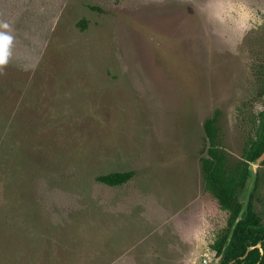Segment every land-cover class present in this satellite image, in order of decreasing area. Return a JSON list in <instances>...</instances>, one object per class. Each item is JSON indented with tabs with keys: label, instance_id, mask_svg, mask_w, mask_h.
<instances>
[{
	"label": "rangeland",
	"instance_id": "374dc122",
	"mask_svg": "<svg viewBox=\"0 0 264 264\" xmlns=\"http://www.w3.org/2000/svg\"><path fill=\"white\" fill-rule=\"evenodd\" d=\"M211 118L257 182L264 0H0V264H222Z\"/></svg>",
	"mask_w": 264,
	"mask_h": 264
},
{
	"label": "trees",
	"instance_id": "16d2710c",
	"mask_svg": "<svg viewBox=\"0 0 264 264\" xmlns=\"http://www.w3.org/2000/svg\"><path fill=\"white\" fill-rule=\"evenodd\" d=\"M204 130L209 154V158L202 162L205 186L224 208L233 212L218 254L222 256L224 264L230 262L233 264H264V257L262 258L260 249L255 248L262 239V230L250 202L241 221L236 223L243 210L240 195L245 189L250 175L249 162L233 166L226 155L217 148L216 118L208 119L204 124ZM263 154L264 129L260 132L257 140L252 143L247 158L253 162ZM134 177V172H112L97 176L96 181L110 187H119L129 183ZM235 224L236 228L229 241ZM262 249L264 251V241H262Z\"/></svg>",
	"mask_w": 264,
	"mask_h": 264
},
{
	"label": "flooded vegetation",
	"instance_id": "af4514ba",
	"mask_svg": "<svg viewBox=\"0 0 264 264\" xmlns=\"http://www.w3.org/2000/svg\"><path fill=\"white\" fill-rule=\"evenodd\" d=\"M207 145L208 144H206V147L203 150V152L207 153V156H205V157H203L201 159L202 162H203L204 159L209 158V154L207 152L208 151ZM216 146H217L218 149H220V146L218 144V135L216 137ZM251 146L252 145H249L248 146L247 153L251 149ZM220 151L222 152L221 149H220ZM223 153L226 155L225 152H223ZM226 157H227V155H226ZM236 164H240V162L239 163H236ZM262 166L264 167V163L262 164ZM260 187H264V174L263 175L261 174L260 176H258L257 182H256V188L254 189V193L251 195V198H250V205L252 206V208L254 209L255 213L257 214V217L259 219L260 228L262 230V233H261L262 239H261V241L259 242V244L255 248H259L260 249V252H261V255H262V258H263L264 257V251L262 249V241H264V196H262V198L260 200L261 205H262L261 209L260 210H256V206H255V200L257 199L256 195H257V192H258V190H259ZM221 262H222V264H224L225 261L223 260V258H222ZM229 264H233V262H230Z\"/></svg>",
	"mask_w": 264,
	"mask_h": 264
},
{
	"label": "water",
	"instance_id": "95a60500",
	"mask_svg": "<svg viewBox=\"0 0 264 264\" xmlns=\"http://www.w3.org/2000/svg\"><path fill=\"white\" fill-rule=\"evenodd\" d=\"M204 131H205V130H204ZM263 162H264V154H263L259 159L253 161L252 163H253V164H257L258 166H260V165H262ZM253 169H254V168H253L252 166H249L250 175H249V178H248V180H247L246 187H248V184H249V181H250V180L252 181V184H251V187H250V188L248 189V191H247V192H248V196H247V204L244 205V204L241 202V203L243 204V210H242L241 215L239 216V218H238V220H237L236 223H238L239 221H241V219H242V215H243L244 212L246 211V209H247V207H248V204H249V202H250L251 191H252V188H253V186H254V184H255V182H256V176H257V174L254 172ZM251 181H250V182H251ZM246 187H245V188H246ZM235 228H236V224L233 226L232 233H231V235H230L229 241L232 239V235H233V232H234Z\"/></svg>",
	"mask_w": 264,
	"mask_h": 264
}]
</instances>
